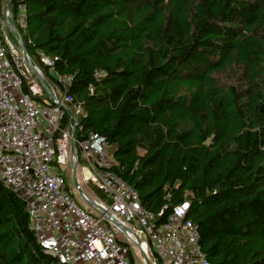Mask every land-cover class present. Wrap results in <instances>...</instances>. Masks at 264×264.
<instances>
[{
	"label": "trees",
	"instance_id": "obj_1",
	"mask_svg": "<svg viewBox=\"0 0 264 264\" xmlns=\"http://www.w3.org/2000/svg\"><path fill=\"white\" fill-rule=\"evenodd\" d=\"M20 4L28 57L61 91L39 55L53 60L81 104L74 138L104 137L109 171L158 223L187 200L211 264H264V0H12L13 14ZM28 224L0 182V264H59Z\"/></svg>",
	"mask_w": 264,
	"mask_h": 264
},
{
	"label": "built area",
	"instance_id": "obj_2",
	"mask_svg": "<svg viewBox=\"0 0 264 264\" xmlns=\"http://www.w3.org/2000/svg\"><path fill=\"white\" fill-rule=\"evenodd\" d=\"M5 5L0 9V182L25 202L28 228L43 252L59 264H134L137 237L144 254L154 252L161 264H211L198 245L197 227L186 219L187 200L158 223L162 212L145 210L136 191L109 171L112 158L104 137L89 133L82 141L71 138L70 114L80 112L81 104L67 93L70 79L54 74V61L40 54L61 91L49 86L51 98L30 84L8 35L10 28L17 42L21 38L16 28L25 26V7L20 4L13 14ZM23 81L28 93L22 91ZM43 92L47 100L34 99ZM66 115L73 122L70 129L62 128ZM71 140L81 182L107 199L92 200L120 227L86 211L71 195L65 180L67 166L75 162Z\"/></svg>",
	"mask_w": 264,
	"mask_h": 264
},
{
	"label": "water",
	"instance_id": "obj_3",
	"mask_svg": "<svg viewBox=\"0 0 264 264\" xmlns=\"http://www.w3.org/2000/svg\"><path fill=\"white\" fill-rule=\"evenodd\" d=\"M11 1L12 0H8L6 5H5V9L9 10L10 9V5H11ZM16 31V29H15ZM18 44H19V51L22 55V60L24 62V66L25 68L32 72L35 76V78L38 80V83L40 85V87L44 90V92L52 98V94L49 90V86L47 85L46 81L44 80L41 72L38 70V68H36L35 66L32 65V63L29 60V57L26 53V50L24 48L22 39L19 38L18 39ZM70 116L72 117V119L74 120V126L71 132V138H73L76 127H77V120L76 117L73 114H70ZM70 150H71V155L75 158V162H72V168H71V172H72V182H73V186L76 190V192L79 194L80 198L86 203V205L93 210L94 212H96L97 214L101 215V216H105V218L109 221H111L112 223H114L116 226L120 227L121 225L118 224L116 221H114L111 216H109L107 213H105V211L92 199L88 198L82 191L79 182L77 180V165H76V154L74 152V144H73V140L70 141ZM135 246L137 247V249L139 250L143 263L144 264H152L151 261L149 260L148 256L146 254H144V252L141 249V244H140V240L136 237V242L134 243Z\"/></svg>",
	"mask_w": 264,
	"mask_h": 264
},
{
	"label": "rangeland",
	"instance_id": "obj_4",
	"mask_svg": "<svg viewBox=\"0 0 264 264\" xmlns=\"http://www.w3.org/2000/svg\"><path fill=\"white\" fill-rule=\"evenodd\" d=\"M16 29L18 30L19 28L17 27ZM8 35L10 37L11 46H12V48L15 49V53H14L15 54V58L18 60L19 64H21L22 71L27 72L26 69H25V66H24V62L22 60V55H21V53L19 51V44L16 41L15 35L11 31L10 28H8ZM29 60H30V62L32 63L33 66H35L36 68H38V70L40 69L39 64H38V62L36 60H32L30 58H29ZM26 74L29 76V82H30L31 85H37L38 87H40L39 86V83H38V80L35 78V76H34V74L32 72L28 71ZM42 75H43V73H42ZM43 78H44V75H43ZM44 80L47 81L45 78H44ZM47 85L50 86L49 83H47ZM70 168H71V165L69 164L67 166L66 174H65V180H66L67 187L70 190V193L73 196L74 200L82 208H84L86 211L91 212L92 210L80 198L79 194L76 192V190H75V188L73 186V182H72V172H70ZM81 175H82V172L81 171L79 172L77 170V180L80 183L81 189H83V191H85V193H86L85 195L87 197H89V198H92V199H99L101 201H104L101 197H99V196L96 195V193L94 192V189H92L91 186H87L83 182H81V180H82ZM133 252H134V264H144L143 261H142L141 254H140V252L138 251V249H137V247L135 245H133ZM148 258H149V260L151 261L152 264H156L155 261H154V259H153V257H152V255L150 253L148 254Z\"/></svg>",
	"mask_w": 264,
	"mask_h": 264
},
{
	"label": "bare ground",
	"instance_id": "obj_5",
	"mask_svg": "<svg viewBox=\"0 0 264 264\" xmlns=\"http://www.w3.org/2000/svg\"><path fill=\"white\" fill-rule=\"evenodd\" d=\"M143 248V250L145 251V249H144V247H142ZM146 252V251H145Z\"/></svg>",
	"mask_w": 264,
	"mask_h": 264
}]
</instances>
